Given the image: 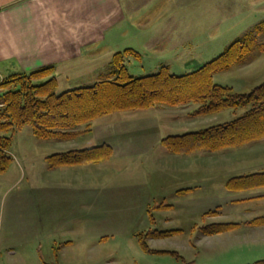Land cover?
Instances as JSON below:
<instances>
[{
	"label": "rangeland",
	"instance_id": "374dc122",
	"mask_svg": "<svg viewBox=\"0 0 264 264\" xmlns=\"http://www.w3.org/2000/svg\"><path fill=\"white\" fill-rule=\"evenodd\" d=\"M209 1L194 0L192 5L196 11L181 7L178 10L182 16L180 18L175 15L174 8L178 3H182L181 0L178 3L176 0L153 1L151 11H149L152 25L149 24L150 27L149 25L147 27L151 34L148 37V30L145 33L146 38L148 37L144 44L147 50L141 49L139 52L141 56L131 50H124L120 53L132 52L139 56V61L131 57L125 58L123 64L128 74L141 78L166 68L171 75L183 76L195 72L204 64L220 56L233 42L250 36L255 43L251 55L229 71L213 76L212 84L230 89L236 94H247L262 85L264 83V51L261 50L264 48V31L258 34L257 31L264 23V0H216V6L220 8V11L216 12L213 17H211L213 11L208 4ZM123 3L128 5L126 1ZM241 3L246 11L238 14ZM226 14L235 15L232 17L231 24L216 23L215 26L220 27L216 32L200 31L203 27L215 31V26L211 21H220ZM137 18L142 19V16L138 15ZM135 37V41L139 42V37L137 35ZM135 41H128V43ZM190 43L194 47L189 48ZM148 50L161 55H155ZM113 70V72L116 71L115 66ZM91 81L87 75L67 76L63 74L58 77L55 84V94L75 90V87L79 85H91ZM3 93L0 89V97ZM2 107L0 105V109ZM198 108L199 106L193 104L177 107L159 105L150 110L113 113L76 131L77 133L83 132L81 136L85 135L84 140L87 142L90 140L89 134L94 136L96 132L98 134L100 132L103 140L100 142L97 137L94 136V138L104 143L103 145L111 143H107L105 139L109 135L114 137L115 134L112 140L113 147L117 148L119 145L120 149L123 144L119 142H124L127 143L129 149L137 152H140L141 147L144 148L145 154L139 155L140 158L134 161H120V165L116 167L120 176L115 179V184L140 182L146 185L153 195L156 194L159 198L156 202L166 197V201L172 206L171 209L151 211V214L145 215V219L143 218L144 213L134 219H122L121 217L119 222L124 221L115 226L104 225V223L89 224V237L93 233L108 231L118 234L114 241L98 247L103 253L114 252L113 259L117 264H254L264 260L263 244L254 245L243 238L240 244L233 241L236 236H241L248 228H254L248 227L246 221L264 215V201H244L243 199L263 194L264 191L235 194L226 188V184L232 179L264 172V139L235 149L216 152L197 151L189 155L170 154L160 146V142L165 138L227 124L245 113V110H225L212 115L196 116ZM135 121H144L145 126L141 125L144 127L141 131L147 136L146 141L137 138L138 131L136 132L133 128ZM114 123L120 125L113 129ZM97 125L103 126L99 128ZM9 136L8 134L5 137ZM73 139L37 141L38 139L36 140L33 136L30 128L25 127L13 134L7 154H10L9 157L13 159L17 158L16 151L22 154L27 153L29 162L34 165L33 174H39L43 170V164H41L43 157L52 155L55 153L53 148H58L56 143L48 141L66 142ZM75 143L72 144L75 145ZM112 146L109 144L111 149ZM125 168L128 170L127 173H125ZM30 173L32 174V169L27 171L24 185L32 181ZM9 178L13 179V176ZM185 190L187 191L182 195H177L178 192ZM173 193L178 198H173ZM208 213L209 215H206ZM229 223L239 224L241 230L239 231L240 228L233 230L238 232L228 237L206 236L201 230L208 225ZM153 230L178 231L179 234L161 240H148L149 248L154 252H159L148 254L133 241L131 234L135 231L137 235L146 234ZM129 234L130 238L127 237ZM90 244L93 243L86 241L87 249ZM83 251L80 249L77 253L82 255V259L85 258ZM43 252L44 261H49V252ZM23 258L26 264L33 262L35 264L38 261L37 256L27 255Z\"/></svg>",
	"mask_w": 264,
	"mask_h": 264
},
{
	"label": "crops",
	"instance_id": "0c3cea01",
	"mask_svg": "<svg viewBox=\"0 0 264 264\" xmlns=\"http://www.w3.org/2000/svg\"><path fill=\"white\" fill-rule=\"evenodd\" d=\"M124 1L0 0V83L12 76L30 74L45 68H52L51 78L56 82L63 74L87 75L92 80L91 85H79L75 90L111 79L116 72H113V56L124 50L135 51L141 56L139 52L141 49L147 50L144 44L151 34L147 27L152 21L149 11L155 0ZM179 1L176 0V3ZM181 1L174 8L177 17H182L178 12L181 7L196 11L192 5L194 0ZM208 4L213 17L220 8H217L216 0H210ZM239 7L238 14L246 11L242 3ZM138 15L142 19L137 18ZM233 16L226 14L222 20L211 23L214 26L216 23L231 24ZM219 25L215 26V31L206 27L200 31L216 32ZM136 35L139 42L135 41ZM133 40L135 44L128 43ZM192 47L190 43L189 48ZM115 123L113 129L120 125ZM134 124L133 128L138 131L137 138L146 141L147 136L141 131L144 128L141 125L145 126L144 121H135ZM100 135V132H96L94 136L101 142L103 139ZM84 136L66 142L48 141L56 143L58 147L53 148L55 153L52 155L104 144L98 142L92 134H89L88 142ZM114 137L109 135L105 139L107 143L111 142L110 146ZM119 143L123 144L122 148L119 149V145L117 148L112 146L109 160L95 165L51 168L46 158L52 155H46L42 159L43 170L39 174H33L34 165L29 162L28 154L17 153L11 146L17 158H11L9 168L0 175V264H26L23 256L27 255L38 257L35 264H117L113 259L114 252L103 253L98 247L114 241L118 234L108 231L93 233L89 237V224L115 226L124 221L119 222L121 217L134 219L143 213L145 219L147 208L153 203H159L156 202L159 200L156 194L153 195L140 182L115 184V179L120 176L116 169L120 161H134L142 153L145 154L142 147L137 152L129 149L127 143ZM70 144L72 146H68ZM31 169L30 176L33 179L30 184L24 185L27 171ZM11 176L13 179L9 178ZM253 191L264 190L235 194ZM174 197L178 198L175 193ZM162 198L161 201H166V197ZM243 200L263 202L264 193ZM236 232L213 236L228 237ZM131 236L138 244L136 231ZM127 237L130 238V234ZM242 238L254 245H264V226L248 228L241 236L235 237L237 241H233L240 244ZM86 241L93 243L88 249ZM80 249L84 250L83 259L81 254H77ZM43 251L49 252L47 262L43 259Z\"/></svg>",
	"mask_w": 264,
	"mask_h": 264
},
{
	"label": "trees",
	"instance_id": "16d2710c",
	"mask_svg": "<svg viewBox=\"0 0 264 264\" xmlns=\"http://www.w3.org/2000/svg\"><path fill=\"white\" fill-rule=\"evenodd\" d=\"M262 30L264 23L259 26L257 34ZM254 44L250 36L241 38L229 45L217 58L183 76L171 75L165 68L149 76L132 77L123 63L126 57L139 59V56L132 52L118 53L113 56L116 72L111 79L58 95L55 94L56 81L49 77L52 68L7 78L0 83V89L4 92L0 97V105L3 106L0 109V175L7 171L12 162L7 154L11 137L25 127H29L38 140L65 141L81 136L83 132L76 131L83 126L88 127L99 118L113 113L150 110L159 105H197L199 108L196 116L212 115L225 110H245L244 114L227 124L165 138L160 146L170 154L189 155L197 151L235 149L264 139V83L247 94L232 93L230 89L212 84L213 76L227 72L245 61L251 55ZM8 134L10 136L5 137ZM111 156L112 149L101 145L55 154L46 161L51 168L73 167L99 164ZM226 188L232 192L264 190V172L232 179ZM186 191H180L177 195ZM150 207L147 209L149 214L151 211L172 208L164 200ZM246 225L264 226V216ZM238 228L239 224L229 223L208 225L201 230L204 235L212 236ZM178 234V231L153 230L138 234L136 238L143 252L157 254L159 252L149 248L148 240L165 239ZM254 264H264V260Z\"/></svg>",
	"mask_w": 264,
	"mask_h": 264
}]
</instances>
